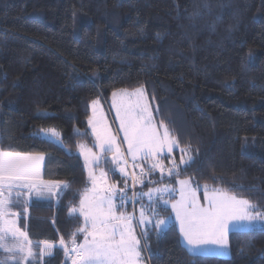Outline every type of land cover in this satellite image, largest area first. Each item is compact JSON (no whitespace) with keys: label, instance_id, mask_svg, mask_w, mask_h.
<instances>
[{"label":"trees","instance_id":"obj_1","mask_svg":"<svg viewBox=\"0 0 264 264\" xmlns=\"http://www.w3.org/2000/svg\"><path fill=\"white\" fill-rule=\"evenodd\" d=\"M139 88L157 124L195 157L165 182L191 179L264 209V0H0V149L42 154V179L69 183L59 200L12 204L33 243L58 245L82 224L68 208L90 185L76 147L93 146L90 102ZM48 126L63 148L44 142ZM172 157L179 164V148ZM158 186L146 180L142 189ZM149 232L148 264H264V227L230 234L228 258L191 254L174 222L159 237ZM44 261L69 264L57 246Z\"/></svg>","mask_w":264,"mask_h":264},{"label":"snow or ice","instance_id":"obj_2","mask_svg":"<svg viewBox=\"0 0 264 264\" xmlns=\"http://www.w3.org/2000/svg\"><path fill=\"white\" fill-rule=\"evenodd\" d=\"M143 89L133 93L126 90L112 93V107L119 121V132L123 140L111 131L102 110L100 100L94 99L89 107L92 115L88 117V127L95 138L93 147L78 144L77 150L83 157L87 171L89 186L80 193L78 207L68 208L69 216L79 214L83 223L76 229L68 241L63 237L59 240L66 257L71 264H146L143 252L148 251L151 257L149 228L154 226L157 237L168 223L167 213L170 206L179 222L180 235L190 252L226 254L229 249V235L236 234L242 228L264 227V209L251 203L249 199L238 198L229 192L203 186V203L198 198L200 185H193L190 179H177L179 199L175 198L177 189L171 181L165 182V175L177 178L187 171L195 162L191 146L181 148L177 137L168 126L153 119V112L144 102ZM158 114V110L157 113ZM48 118V113H42ZM44 142L63 148L65 140L56 126L39 129ZM74 135H87L74 129ZM127 146V152L122 146ZM174 148H179L181 158L179 164L172 157ZM95 149V150H94ZM167 153V155H165ZM66 154L71 156V152ZM110 156V160L106 157ZM133 161L131 167H139V173L127 171L128 158ZM167 159L169 167L163 160ZM45 160L42 154H22L0 149V249L9 255L0 260V264H37L34 251L39 247V264H45L44 257L54 255V244L48 240H40L36 244L29 238L25 230L17 226L11 217H18L13 212V203H19V197L27 190L28 194L37 196L48 194L59 198L68 182L45 181L41 178L40 168ZM136 161H151L148 168ZM111 164V167H109ZM183 165L184 167H181ZM155 171L161 173V180L151 178ZM116 172L120 173L123 187L111 183ZM129 179L132 187L144 184H159L149 187L147 192H134L132 197L127 194ZM15 193L17 199L13 201ZM147 200V203L143 201ZM131 200L139 202V222L134 214L126 212L125 205ZM27 211V207L25 208ZM170 215V214H169ZM140 228L139 235L136 229ZM77 234L83 235V241L77 242ZM69 244L71 247L69 248Z\"/></svg>","mask_w":264,"mask_h":264},{"label":"rangeland","instance_id":"obj_3","mask_svg":"<svg viewBox=\"0 0 264 264\" xmlns=\"http://www.w3.org/2000/svg\"><path fill=\"white\" fill-rule=\"evenodd\" d=\"M139 89H141V88H139ZM142 89H143V88H142ZM122 90H124V89H122ZM136 90H137V89H136ZM136 90H132V91H130V90H126V91H127L128 93H133V92H135ZM119 91H120V90H118V91H116V92H119ZM143 91H144V93H145V99H144V102L148 104L150 110H152V112H153L152 104H151L149 98L147 97V94H146L145 89H143ZM100 102H101V103H100V109H98V111H97V116H98V117L100 116V114H101V110H102L103 116L106 118V120H107V122H108V125H109V127L111 128V131H112L114 134H117L119 140L122 141V140H123V134L119 132V127H120V125H119V121H118V119H117L116 111H115V109H113V107H112V94H111L110 98L108 99V101H107L106 103H104V102L101 101V100H100ZM89 109H90V116H91V115H92V110H91L90 107H89ZM153 119H154V116H153ZM88 130H89V133H90V135H91V137H92V139H93V146H92V147L94 148L95 138L92 136V132H91V129H90L89 127H88ZM84 145H86V144H84ZM87 146H88V145H87ZM88 147H90V146H88ZM175 149H177V148H174V150H175ZM94 150H95V149H94ZM122 150H123L124 152H127V146H126V145H123V146H122ZM174 150H173V151H174ZM78 153H79V152H78ZM165 155H167V153H165ZM81 158H82V160H83V162H84L83 157H81ZM106 158L110 160V156H109V157H106ZM128 162H129V167L127 168V171H128L130 174H131L133 171H135L136 173H139V171H140V168H139V167H137V168H135V169H134L133 167H131L133 161L131 160L130 157L128 158ZM135 163L140 164V165H141L142 167H144V168H148L149 165H150V163H151V161H147V162L136 161ZM43 164H44V163H42L41 168H40V175H41V178H42ZM163 164H164L165 167H168L167 165L169 164V162H168L167 164H165L164 161H163ZM109 167H111V164H109ZM84 168H85V163H84ZM85 171H86V169H85ZM155 173H160V172H159V171H155L153 174H155ZM86 174H87V171H86ZM160 174H161V173H160ZM115 178H116V180H115L114 183H117V184H118V187H123V184H122V183H118V182L121 181V179H122L121 176H120V173H119V172H116V174H115ZM146 180H147V179H145V181H146ZM145 181H144V182H145ZM190 182H191L193 185H196V183H195L193 180H191V179H190ZM128 183H129V187L127 188V194H128V196H130V197H132V195H133L134 192H140V191L147 192V191H148V189H147V190L142 189V185H143V184H141V185H137L136 187H132V181H131L130 179H129ZM89 187H90V185H89ZM176 189H177V192H176V194H175V198L178 200V199H179V191H178V189H179V185H178V184H177ZM21 191H22L24 194H23L22 196H20L18 199L21 200L22 203L25 204L26 206L28 205L29 201H30L31 199H33V198H37V199L40 198V199H46V200H51V199H52V196H50V195H48V194H45V195H43V196H37L35 193L28 194L26 189H23V190H21ZM200 191L203 193V196H204V189H203V187L200 188ZM200 191H199V192H200ZM129 192H130V193H129ZM199 192L197 193L198 198H199ZM12 199H13V201H15V200L17 199V197L15 196V193H13ZM199 199H200V198H199ZM129 201H130V200H129ZM143 202H144V203H147L146 198H145V200H144ZM201 203H203V201H201ZM128 204H130V203L128 202L126 205H128ZM78 205H79V204H78ZM78 205H77V207H78ZM126 205H125V206H126ZM133 208H134V207H133ZM168 209L170 210L171 215L169 216L168 223H167V225L164 227L163 231H165V229L168 227V225H169L170 222H174V223L178 226V230H179V232H180L179 222L176 220L175 213H172V210H171V207H170V206L168 207ZM124 210H125V209H124ZM125 211H126V210H125ZM126 212H127V211H126ZM128 213H130V214H134V215L136 216V218H137V223H138V222H139V202H136V205H135L134 210L131 209V211L128 212ZM75 215H78V216H79L78 213L75 214ZM161 215H162V216H165L163 213H162ZM11 219L15 220L16 223H17V226H18V217H11ZM82 223H83V220H82ZM258 227H260V226H256V227H254V228H258ZM151 228H153V229L155 230L154 226L150 227L149 229H151ZM250 229H253V228H242V229H240L239 231H247V230H250ZM136 231H137V234L139 235L141 229H140V228H137ZM163 231H162V232H163ZM162 232H161V233H162ZM81 236H82V239H81L80 242L83 241V235L81 234ZM33 244H36V243H33ZM182 244L185 245L186 248L188 249V246H187L186 243L183 241V238H182ZM56 246H57V247H60L59 244H58V245H54V247H56ZM70 247H71V246H70ZM70 247H69V248H70ZM60 248H62V247H60ZM0 251H3V250L0 249ZM34 251H35L36 255H37V253L39 254V247L35 248ZM188 251H189V249H188ZM3 252H4V251H3ZM189 252H190V251H189ZM190 253H191V254H194V255H205L204 253L199 252V251H196V252H190ZM6 254H8V253H6ZM8 255H9V254H8ZM207 255L221 256V257H224V258H228V257H230V250L228 249V252H227L226 254H219V253H215V254H213V253H209V254H207ZM66 258H67L69 264H71V260H70L68 257H66ZM143 259H144V261L146 262V264H148V263H147V258H146V253H145V252H143ZM9 263H11V262H9ZM30 263H31V262H28V264H30Z\"/></svg>","mask_w":264,"mask_h":264},{"label":"built area","instance_id":"obj_4","mask_svg":"<svg viewBox=\"0 0 264 264\" xmlns=\"http://www.w3.org/2000/svg\"><path fill=\"white\" fill-rule=\"evenodd\" d=\"M167 166L169 167L170 165H167ZM130 204H131V205H132V207H133L135 203L131 201V203H130Z\"/></svg>","mask_w":264,"mask_h":264},{"label":"crops","instance_id":"obj_5","mask_svg":"<svg viewBox=\"0 0 264 264\" xmlns=\"http://www.w3.org/2000/svg\"><path fill=\"white\" fill-rule=\"evenodd\" d=\"M42 163H44V161L42 162ZM40 199V198H39ZM42 200V199H41ZM178 227V226H177ZM181 242H182V236H181ZM185 246V245H184ZM186 247V246H185Z\"/></svg>","mask_w":264,"mask_h":264}]
</instances>
